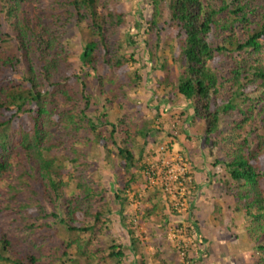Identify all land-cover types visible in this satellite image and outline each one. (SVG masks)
<instances>
[{
	"label": "trees",
	"instance_id": "16d2710c",
	"mask_svg": "<svg viewBox=\"0 0 264 264\" xmlns=\"http://www.w3.org/2000/svg\"><path fill=\"white\" fill-rule=\"evenodd\" d=\"M146 8L142 34L123 45L116 41L129 22L123 0H0V264H124L118 238L98 247L116 216L136 264H148L137 226L163 224L165 207L144 200L134 213L130 194L148 184L146 147L153 132H163L156 130L163 115L136 123L113 118L110 107L119 80L141 87L144 52L156 99L187 102L181 119L188 127L202 122L201 150L225 167L234 212L244 216L256 248L254 264H264V0H146ZM76 33L80 70L70 56ZM180 130L174 141L192 143ZM98 149L109 191L93 176ZM7 214L14 215L9 222ZM214 214L223 224L220 204ZM15 220L19 234L10 230Z\"/></svg>",
	"mask_w": 264,
	"mask_h": 264
},
{
	"label": "rangeland",
	"instance_id": "374dc122",
	"mask_svg": "<svg viewBox=\"0 0 264 264\" xmlns=\"http://www.w3.org/2000/svg\"><path fill=\"white\" fill-rule=\"evenodd\" d=\"M123 1L129 9V22L128 27L119 32L120 37L116 38V41H121L124 45L126 39H133L139 32L142 34L141 18L144 19L146 17L149 9L146 8V0ZM70 45L72 46L70 50L72 66L80 70L81 49L78 33H76V40L71 41ZM136 47L143 52V44H138ZM132 50L133 48L127 49L129 53ZM144 59L148 62H146L147 68H143L141 72L144 80L141 87L138 89L122 87L121 80H119V86L116 91V95L119 98L110 106L112 109L111 113H116L113 118L118 117L119 114L127 115L133 118L136 123H142L145 117L154 119L158 111L162 113L161 122L165 125L161 127L157 123L156 130L161 129L163 132L161 134L153 132L146 147L144 162L151 165L159 161L158 149L168 141L167 138L171 135L172 122L179 120L177 134L182 135L180 129L183 127L184 130L187 129L186 133L194 140L188 145L178 143V145L174 146V150L181 156L183 154L190 167V173H193L194 180L203 187L196 191L193 184L191 189L196 192H188L185 196V209H190L191 207L193 215L189 214L187 210L175 214L170 197H167L165 192H161L162 194L160 195L154 193L157 186L148 187L145 185L147 187L144 186L138 195H135V193L130 194L132 200L131 208L134 213L141 210L144 200L147 203L146 206L153 207L158 205L159 207H165L163 214L167 217V220L163 224L151 222L144 225L138 224L137 226V234L143 243L146 256L145 261L148 264H191L185 259L188 255L190 259H194V264H254L257 260L256 248L248 241L247 222L244 216L234 212V199L228 194L224 184V180L228 177L225 167L213 165L214 158L211 157L208 150L205 149V154L201 150L202 142L198 141L197 137L202 134L201 131L204 129L202 122H197L195 126L188 127V122L181 119L180 112L188 105L187 102L180 101L178 106L173 107L165 100L162 102L159 101V98L156 99L154 79L153 75H150L152 64L149 63L145 52ZM172 70L174 75L179 73V68L175 65H172ZM122 88L124 89L122 90ZM161 93L162 91L159 90L158 94L162 99L164 96ZM109 98L112 99L111 96ZM95 108L101 110V104H97ZM177 118L179 119L177 120ZM154 138L155 140L151 142ZM139 142L142 143V138L138 140ZM135 150L139 154L140 147L135 146ZM215 153H218L217 149ZM217 156L220 157V154H216ZM90 159L96 162L98 166L93 176L109 191L112 186L105 171L103 151L98 149ZM192 167H195V170H191ZM215 204L222 206L223 224L216 220L214 214ZM13 217L14 215L9 216L7 214L5 218L9 222ZM113 220V224H111L112 235L107 231L104 232L98 247L102 250L108 249L113 237L115 239L118 238L125 244L124 250L128 256L124 264H136L134 257L130 254L132 252L130 238L121 226L119 217L116 216ZM193 223L199 224H195L190 232L188 230L189 225ZM21 224L17 220L13 221L10 230L19 234L22 231L21 229H23L20 226ZM180 249L184 251L179 252L178 250ZM207 251L211 255L210 257L204 255Z\"/></svg>",
	"mask_w": 264,
	"mask_h": 264
},
{
	"label": "built area",
	"instance_id": "2783aa9c",
	"mask_svg": "<svg viewBox=\"0 0 264 264\" xmlns=\"http://www.w3.org/2000/svg\"><path fill=\"white\" fill-rule=\"evenodd\" d=\"M178 123L179 120L172 122L170 130L172 135L178 132ZM167 139L166 144L158 149L159 161L156 164H147L148 167L143 174L148 187H162L165 195L170 197L173 208L183 211L186 205L185 196L193 185V179L189 176L190 167L187 161L174 150V139L171 136Z\"/></svg>",
	"mask_w": 264,
	"mask_h": 264
},
{
	"label": "clouds",
	"instance_id": "9594fccd",
	"mask_svg": "<svg viewBox=\"0 0 264 264\" xmlns=\"http://www.w3.org/2000/svg\"><path fill=\"white\" fill-rule=\"evenodd\" d=\"M176 144L178 145V143L175 141L174 145H176ZM182 156H183V154H182ZM183 157H184V156H183ZM184 158H185V157H184ZM173 210H175V209L173 208ZM184 210H187V209H184ZM184 210H183V211H184ZM178 212H182V211H178Z\"/></svg>",
	"mask_w": 264,
	"mask_h": 264
}]
</instances>
